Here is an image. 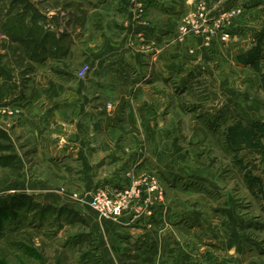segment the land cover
<instances>
[{"label": "rangeland", "instance_id": "rangeland-1", "mask_svg": "<svg viewBox=\"0 0 264 264\" xmlns=\"http://www.w3.org/2000/svg\"><path fill=\"white\" fill-rule=\"evenodd\" d=\"M98 5H110V10L120 15L125 11L134 12V20L143 24L148 23L149 6L154 5L156 11L164 13L163 17H168L171 11L176 20L174 36L178 46L188 42L183 45L187 54L197 55L201 47L209 51V64L195 61L192 76L187 79L188 88L184 84L174 92L178 110L186 115L180 119L178 112L182 128L190 130L186 128L191 126L189 116L199 128L207 121L205 139L208 141H200L195 134L193 139L190 134V138L177 136V145L173 148L171 139L161 140V153L155 157L170 169L163 170L167 178L162 172L156 174L158 181L145 178L146 188L151 192L150 203L156 202L148 209L163 211L164 197L177 194L178 200L169 211L182 213L186 209L180 200L185 196L183 191H193L195 198L190 201V211L203 212L206 218L193 216L188 221L177 216L167 222L195 232L194 242L207 246L204 248L207 264H235L236 260H241L240 264H264V166L259 164L257 156L253 159L248 155L247 142L241 144L240 160L234 161L238 153L226 152L220 143L222 136L215 135L218 128L222 130L237 120L247 126L248 119L264 118V83H259L260 78L264 81V0H0V264L106 263L98 236L89 231L87 220L76 211L78 162L72 155L40 151L41 140L35 132L39 127L36 121L27 120L24 109L33 89H39L40 93L51 80L61 82L72 74L80 78L78 70L88 65L83 46L90 34L89 17ZM121 23L117 22L119 33ZM28 26L32 31L20 32L21 27ZM143 28L142 33L148 27ZM13 30L19 33L12 37ZM29 38H35V45L28 44ZM38 44L45 51L40 49L39 55H30L29 49ZM178 64V68L183 67ZM219 64L223 69L218 71L224 75L215 76ZM243 67L262 72L248 80L250 75H238L235 71L242 72ZM246 81L251 87L252 99L260 100L257 112L249 111L252 109L247 105H236L246 99L242 94ZM201 100L204 102L201 107H192L200 105ZM213 117L221 123H214ZM190 143L195 144L190 151H185ZM190 164L197 167L194 169L197 173L191 176L186 170ZM169 171H173L171 175ZM247 171L261 179L262 187L258 183L250 185ZM68 173L74 183L58 181L57 175ZM143 173L150 174H140ZM42 178L51 183L46 191L40 186ZM132 183V187L122 191L111 188L109 191L104 186H96L91 191H106L110 198L121 201L133 192ZM228 195L235 197L236 219L223 215L224 206L229 214L232 210L231 206L228 208L229 201L225 202ZM124 209L111 221L117 222ZM233 232L239 233L236 235L240 244L233 239ZM115 237L116 242L130 244L124 247L122 257L125 260L131 257V260L123 264H140L135 251L137 236L132 238V244L125 234Z\"/></svg>", "mask_w": 264, "mask_h": 264}, {"label": "crops", "instance_id": "crops-1", "mask_svg": "<svg viewBox=\"0 0 264 264\" xmlns=\"http://www.w3.org/2000/svg\"><path fill=\"white\" fill-rule=\"evenodd\" d=\"M110 7L98 5V9L90 13V34L88 42L83 46L90 67L86 78H78L72 74L71 77L59 80L61 82L51 80L45 90L40 89V93L39 89H33L31 98L24 103L25 115L32 123L37 122L39 130L35 132L41 140L40 151L45 154L72 155L78 162L76 211L87 220L89 231L98 236L105 264H123L124 261L131 260V257L127 260L122 257L124 247H129L130 244L115 240V235L120 238L122 234L129 237L128 241L131 244L134 235L137 236L134 250L141 261L140 264H194L192 261L195 264H207V260H204V256L208 259V254L204 251L207 246L201 242L202 233L201 243L194 242L197 238L194 237L193 230L167 222L177 216L185 217L188 221H191L193 216L206 218L203 212L194 214L190 211L192 208L190 201L195 198L192 196L193 191H183L185 196L180 200L186 209L182 213L169 211L173 202L178 200L175 199V196L178 198L177 194L164 197L163 211L157 209L151 211L148 206L153 202L150 203L151 192L146 188L145 178L157 180L156 174L160 175L161 172L166 176L163 171L166 165L155 157L161 153L162 144H159L161 140L171 139L172 147L175 148L177 136L190 138V134L193 139L195 134L199 136L200 141L205 139L207 121L199 128L189 116L191 126L186 128L190 130L185 131L182 128L184 126L178 121V112L180 119L186 115L178 110L177 96L174 92L177 86L185 84L184 87L188 88L187 79L192 76L195 61L201 60L209 64V51L201 47L197 55L187 54L183 45L188 42L178 46L174 36L176 20L171 16V11L168 12V17H163L164 13L156 11L154 5L149 6L146 11L148 23L143 24L134 20V12L122 13L126 20L120 13L111 11ZM117 22H122L119 25L120 33ZM145 26L148 28L142 33ZM181 47H184L182 48L183 51L185 49L184 52L180 50ZM238 52L239 50L233 51ZM178 63L183 67L178 68ZM216 69L215 76L224 75V72L218 71L223 69L222 65L219 64ZM235 71L238 75L241 73L250 75L248 80L262 72L261 69L246 67H243L242 72ZM241 80L242 78L239 81ZM259 83L263 85L264 81L260 78ZM249 91L251 87L247 84L242 93L246 98L244 103L239 100L236 105L238 107L247 105V108L252 109L249 111L257 112L260 100L252 99ZM249 99L253 101L249 102ZM203 103L201 100L200 105L192 107H201ZM206 115L204 120H207ZM262 118L251 119L264 124ZM212 121L217 124L218 120L213 117ZM223 130L224 128L222 130L218 128L216 137H219ZM143 137L147 138V141ZM261 142L264 143V138ZM194 144L190 143L185 151H190ZM248 148V154L253 156V159L257 156L260 162L258 163L264 166V147L257 149L249 144ZM194 169L197 167H192L191 164L186 168L189 176L197 173ZM55 170L58 173L57 168ZM141 172H149L151 175L140 174ZM171 173L168 172L169 175ZM57 178L58 181L67 180L74 183L69 173L64 176L57 175ZM40 182V186L45 187L42 189L44 191L51 184L47 183L48 180L45 178L40 179ZM29 183L35 185L32 181ZM131 183L134 185L133 189L138 190V194L131 193L126 197V208L117 222L100 219L98 214L85 202L82 203L81 197L79 198L96 186L107 187L109 191L111 189L122 191L132 187ZM261 185L260 180L258 186L262 187ZM227 201L228 208L231 206L232 210L229 214L224 206L223 215L236 219L233 208L236 204L235 197L228 195L225 202ZM233 233L235 235L233 239L240 244L236 235L239 233ZM232 247H235L234 244ZM240 261L234 262L240 264Z\"/></svg>", "mask_w": 264, "mask_h": 264}, {"label": "trees", "instance_id": "trees-1", "mask_svg": "<svg viewBox=\"0 0 264 264\" xmlns=\"http://www.w3.org/2000/svg\"><path fill=\"white\" fill-rule=\"evenodd\" d=\"M19 30L21 33L26 32L28 34L30 31H32V28L30 26L21 27V29ZM17 33L13 30L10 35L13 37V35H17ZM34 40L35 38H29L28 44L29 45L34 44ZM40 44H38V47L29 49V54L32 56H37L40 53V49L45 51L44 47L41 46ZM242 123H243L242 121L237 120L234 123L226 126L223 132L221 133L222 137L220 143L223 146L224 150L226 152L235 151V153H238L233 157V159H235L234 161L240 160L239 155H241V151L243 149L241 146L243 142H247V147L249 144H251V146L253 147H257V149L264 147V145L261 142V139L264 138V124L259 120H253V119L252 120L248 119L247 126ZM236 145H238V147ZM246 176H247V181L250 182V185H252L253 183H259V181L261 180L259 177L251 175L250 171H247Z\"/></svg>", "mask_w": 264, "mask_h": 264}, {"label": "built area", "instance_id": "built-area-1", "mask_svg": "<svg viewBox=\"0 0 264 264\" xmlns=\"http://www.w3.org/2000/svg\"><path fill=\"white\" fill-rule=\"evenodd\" d=\"M88 70V65L83 66L80 70H78V76L80 78H85L87 76ZM155 189L157 190V187L153 188L154 191ZM132 193L137 195L138 190L133 189ZM80 197L83 202H85L91 209L96 211L99 217L105 219L108 218L109 220L115 221L126 207V198L121 201H117L113 198H110L108 193L102 190H94Z\"/></svg>", "mask_w": 264, "mask_h": 264}]
</instances>
